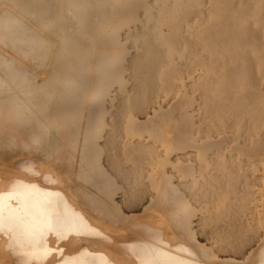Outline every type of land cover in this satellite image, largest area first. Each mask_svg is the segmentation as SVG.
<instances>
[{"label": "bare ground", "instance_id": "6f19581e", "mask_svg": "<svg viewBox=\"0 0 264 264\" xmlns=\"http://www.w3.org/2000/svg\"><path fill=\"white\" fill-rule=\"evenodd\" d=\"M0 264H264V0H0Z\"/></svg>", "mask_w": 264, "mask_h": 264}, {"label": "rangeland", "instance_id": "374dc122", "mask_svg": "<svg viewBox=\"0 0 264 264\" xmlns=\"http://www.w3.org/2000/svg\"><path fill=\"white\" fill-rule=\"evenodd\" d=\"M135 22V20L133 21V23ZM133 23H132V25H133ZM136 23V22H135ZM135 23H134V25H135ZM124 80H126L125 78L122 80V82H120L121 84L122 83H124L125 81Z\"/></svg>", "mask_w": 264, "mask_h": 264}]
</instances>
